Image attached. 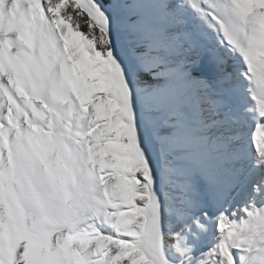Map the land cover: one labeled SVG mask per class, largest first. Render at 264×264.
<instances>
[{"label":"snow or ice","instance_id":"1","mask_svg":"<svg viewBox=\"0 0 264 264\" xmlns=\"http://www.w3.org/2000/svg\"><path fill=\"white\" fill-rule=\"evenodd\" d=\"M0 264H264V0H0Z\"/></svg>","mask_w":264,"mask_h":264}]
</instances>
